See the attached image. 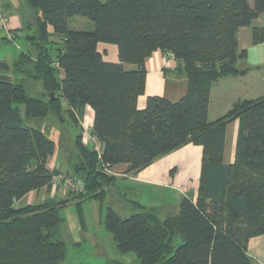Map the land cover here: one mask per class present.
<instances>
[{
	"label": "trees",
	"instance_id": "16d2710c",
	"mask_svg": "<svg viewBox=\"0 0 264 264\" xmlns=\"http://www.w3.org/2000/svg\"><path fill=\"white\" fill-rule=\"evenodd\" d=\"M19 1L28 21L14 41L0 39L30 46L12 64L0 59V264H63L68 251L59 233L68 200L16 205L51 190L60 172L47 168L55 142L24 124L21 107L28 119L67 114L75 125L86 107L93 110L91 133L102 151L77 135L74 173L83 175L85 192L72 199L79 203L104 197L118 165L137 174L187 145L201 147L197 196H184L176 215L162 219L156 208L133 203L137 213L123 219L109 207L105 227L140 264H255L247 248L264 236V96L239 100L216 121L208 115L212 85L249 71L237 67L246 58L238 31L264 13V0ZM76 17L94 29H70ZM252 40L264 43V28H254ZM100 43L117 47L118 63L103 59ZM157 51L173 54L188 91L177 102L149 96L139 108L145 62ZM236 120L235 160L225 164L226 130Z\"/></svg>",
	"mask_w": 264,
	"mask_h": 264
},
{
	"label": "crops",
	"instance_id": "0c3cea01",
	"mask_svg": "<svg viewBox=\"0 0 264 264\" xmlns=\"http://www.w3.org/2000/svg\"><path fill=\"white\" fill-rule=\"evenodd\" d=\"M0 8L3 9L4 13L10 18V29L20 32L21 28L25 26L24 20L28 21V19L23 16V9L20 1L14 0V4L12 5L9 0H0ZM262 17H264V13L261 14L250 27L240 28L238 31V50L239 52H246V58L239 62L243 63V66L245 67L243 69H249V71L244 76L222 78L212 85L208 115L210 122L222 117L220 115L222 114L221 112L227 113L230 111V108H232L239 100H246V96L254 89V87L251 88V85L249 84L250 82L260 80V86H264V43L254 44L252 40L253 29L256 27L264 28V20ZM3 37V33L0 32V39ZM19 39L11 44L15 45ZM26 42L25 50H29L30 46L28 42ZM15 46L19 48L17 45ZM98 50L103 54V59L106 62H119L118 49L116 46L100 43L98 45ZM5 61L8 62L7 60ZM14 61H12V63ZM145 66L147 70L145 95L138 99L137 104L139 108L145 106L146 99L149 96H159L170 102H177L187 94L189 87L188 80L186 75L179 70L178 62L175 59L167 57L161 51H157L146 60ZM127 68L132 69V66H128ZM256 72L262 73L261 76L259 75L256 77L257 79L251 80V78H254L251 75ZM231 81L234 82L230 87H232L234 92H239L234 94V99L232 97L233 95H230L229 92H222V88ZM256 91H258V89L252 92L256 93ZM212 113H214L213 116H211ZM88 119H90V124L87 127L92 128L94 112L90 107H86L84 121ZM239 124V121L236 120L230 123L227 127L223 152V162L225 164H232L235 160ZM74 157L77 162L78 153L76 149L73 150V159ZM76 162L71 171H67L61 164H56V162L51 164V158H49L47 161V168L50 171L57 170L66 174L71 172L74 175ZM201 168L202 148L190 144L158 158L151 166L137 174L127 173V165H118L109 171L108 174L116 178V183L119 180L130 181L138 190H142L143 192H157L160 193V195H164L165 200L159 206L146 205L140 201L139 198L131 200V203H137L146 208H156L159 214H167L168 212H171V210L174 212L179 211V204L184 196H192L196 198L200 184ZM174 169L176 170L173 175L171 171ZM114 187L115 185L112 186V188ZM48 199H60L59 191H53L52 189L49 190L45 187L40 191H34L27 194L19 200L16 205L18 207L37 205ZM171 201H174L175 204L173 209ZM247 254L255 264H264V236L255 237L249 241Z\"/></svg>",
	"mask_w": 264,
	"mask_h": 264
},
{
	"label": "rangeland",
	"instance_id": "374dc122",
	"mask_svg": "<svg viewBox=\"0 0 264 264\" xmlns=\"http://www.w3.org/2000/svg\"><path fill=\"white\" fill-rule=\"evenodd\" d=\"M9 1L12 5L14 4V0ZM262 19L264 20V17H262ZM69 27L72 30L80 31H92L94 29L92 22L80 17L71 19ZM34 31V28H32V30H27L26 33L33 35ZM49 31H51V29H49ZM54 40L58 42V39L55 38ZM25 42L26 40L19 39L15 44L19 48L14 44L1 42L0 59H5L9 63H12V61L17 59L20 52L26 49ZM51 54L52 56L56 55V50L54 48L51 50ZM237 67L239 69L245 68L243 63L240 62ZM261 74L262 73L258 72L254 73L251 75L254 77L251 78V80L257 79L256 77L259 75L261 76ZM233 82L234 81L227 83V85L222 88V92H229L230 95H233L232 97L234 99V94L239 92H234L232 87H230ZM260 83V80L249 83L251 88L254 87L252 91L256 89H258V91H256V93L251 91L246 96L247 99H256L264 95V86L261 87ZM21 111L26 126L40 129L55 142L56 149L53 156L50 157L51 164L56 162V164H61L67 171H71L76 162L75 157L73 159V150L76 149V136L78 134L82 135L84 128L89 126L90 119L84 121V117L81 118L80 115H78L79 123L75 125L67 114H64L61 120L53 116L43 119H28L24 114V107H21ZM221 113V116L226 114V112ZM213 115L214 113L211 114V116ZM83 116H85V113ZM81 139L83 140V135ZM82 144H84L83 141ZM175 170L176 169L171 171L173 175ZM68 175L73 174L70 172ZM74 176L77 175L74 174ZM77 177L82 179L83 175L79 174ZM56 191H59L61 200H68L66 206L60 211L62 222L59 226V233L63 236L68 250L67 258L63 264H140L134 253L122 254L118 250L117 244L114 241V236L106 229L104 224L107 211L109 207H112L121 218L127 219L137 213L131 200L139 198V200L146 205L159 206L165 200L164 195H160V193L157 192H143L134 187L132 182L124 180H119L115 183L114 188H112V186L109 187L104 197L82 201L81 203L76 200L73 201V195L69 190L65 191L59 188ZM60 199H57V201ZM171 203L173 209L175 205L174 201H171ZM177 213L178 211L174 212L171 210V212L167 214L161 213L159 215L164 219L168 216L176 215Z\"/></svg>",
	"mask_w": 264,
	"mask_h": 264
},
{
	"label": "built area",
	"instance_id": "2783aa9c",
	"mask_svg": "<svg viewBox=\"0 0 264 264\" xmlns=\"http://www.w3.org/2000/svg\"><path fill=\"white\" fill-rule=\"evenodd\" d=\"M10 18L0 9V32L8 41H14L16 34L9 27ZM167 57L173 58V54H167ZM91 127H85L83 132V143L87 147L93 148L97 153L101 154L102 146L96 137L91 133ZM52 190L62 188L63 190H69L71 193L80 194L85 192V184L83 180L77 176L68 175L63 172H59L52 177L51 180Z\"/></svg>",
	"mask_w": 264,
	"mask_h": 264
}]
</instances>
